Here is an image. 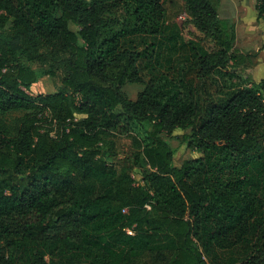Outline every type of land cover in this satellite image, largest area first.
I'll return each mask as SVG.
<instances>
[{"label": "trees", "instance_id": "trees-1", "mask_svg": "<svg viewBox=\"0 0 264 264\" xmlns=\"http://www.w3.org/2000/svg\"><path fill=\"white\" fill-rule=\"evenodd\" d=\"M182 2L197 42L165 0H0V264H264V80L218 1Z\"/></svg>", "mask_w": 264, "mask_h": 264}, {"label": "rangeland", "instance_id": "rangeland-1", "mask_svg": "<svg viewBox=\"0 0 264 264\" xmlns=\"http://www.w3.org/2000/svg\"><path fill=\"white\" fill-rule=\"evenodd\" d=\"M216 1L219 2L220 18L235 22L236 41L234 47L249 54L245 72L251 74L256 82L264 80V22L257 21L256 0ZM164 6L168 20L176 21L182 28V35L186 42H197L202 38V35L193 26L187 24L189 18L182 0H165ZM71 28L75 29L73 25H71ZM188 56L189 50L185 53H169L168 60L164 62V74L171 80H180V74H182L183 70H187L185 59ZM141 75L145 84L148 83L150 80L148 72L142 71ZM54 84L55 82L51 77H43L31 87L29 94L33 97L53 94L55 93ZM145 84H127L124 87V92L129 99L136 101ZM190 132L191 130L189 129H177L173 136L178 139H168L172 146L178 149L173 159L177 168L182 167L186 161L194 160L201 156L197 151L189 148L186 143L181 142ZM135 178L139 180L138 176Z\"/></svg>", "mask_w": 264, "mask_h": 264}, {"label": "built area", "instance_id": "built-area-1", "mask_svg": "<svg viewBox=\"0 0 264 264\" xmlns=\"http://www.w3.org/2000/svg\"><path fill=\"white\" fill-rule=\"evenodd\" d=\"M131 234V232H129Z\"/></svg>", "mask_w": 264, "mask_h": 264}]
</instances>
